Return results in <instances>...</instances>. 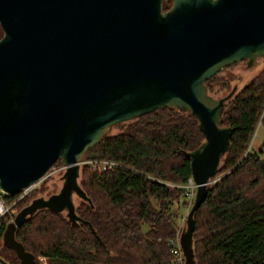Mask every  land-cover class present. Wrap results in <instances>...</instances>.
Segmentation results:
<instances>
[{
  "label": "water",
  "instance_id": "1",
  "mask_svg": "<svg viewBox=\"0 0 264 264\" xmlns=\"http://www.w3.org/2000/svg\"><path fill=\"white\" fill-rule=\"evenodd\" d=\"M162 1L0 0V188L19 194L66 166L59 191L33 198L3 231L21 264L35 256L16 230L39 210L93 228L76 212L74 196L92 203L79 160L110 126L164 107L188 111L205 137L182 150L197 190L180 241L196 264L194 214L234 132L221 115L236 86L215 97L206 80L264 57V0H171L166 11Z\"/></svg>",
  "mask_w": 264,
  "mask_h": 264
},
{
  "label": "trees",
  "instance_id": "2",
  "mask_svg": "<svg viewBox=\"0 0 264 264\" xmlns=\"http://www.w3.org/2000/svg\"><path fill=\"white\" fill-rule=\"evenodd\" d=\"M217 74L206 80L212 95ZM121 124L120 132L106 133L82 156L120 162L104 172L81 166L80 183L92 203L80 199L76 212L93 228L72 224L65 213L50 209L17 228L16 239L36 260L43 254L49 264H174L167 240L176 234L181 209L192 205L179 186L192 176L191 159L182 150L195 149L205 137L198 120L176 107ZM221 125L234 132L194 214L196 264H264L262 146L244 155L257 127L264 126V68L228 100ZM18 196L8 194L6 200ZM30 196L18 201L17 209ZM7 223L0 221V241Z\"/></svg>",
  "mask_w": 264,
  "mask_h": 264
},
{
  "label": "rangeland",
  "instance_id": "3",
  "mask_svg": "<svg viewBox=\"0 0 264 264\" xmlns=\"http://www.w3.org/2000/svg\"><path fill=\"white\" fill-rule=\"evenodd\" d=\"M171 5H172L171 3H165L164 7L169 8ZM263 68H264V57H260L257 63L252 66H249L247 65V62L242 61L223 68L217 74L218 82L215 83L216 85H215L214 96L222 97L228 94L229 91H231V89L234 86H236V92H238L253 76L258 74ZM121 123L110 126L107 133L115 134L117 132H120L124 126V124ZM263 144H264V126H258L252 138V147L254 149H258ZM247 153L248 152L246 149L244 155H246ZM62 165L63 164L55 165L56 166L55 172L51 174L48 178L38 183V185L34 188L35 190H32L33 191V192L31 191L32 193L30 192L31 196L29 202L35 197L38 196L47 197L50 194L59 191L63 183L62 176L65 172V168ZM80 181H81V176H80ZM74 200L77 206L80 199L77 196H74ZM21 208L17 209V205H16L14 208L15 213H17ZM188 212L189 210L187 209V205L186 207L184 206L181 209V214L183 215V217L182 219H180L178 227L181 226L182 230L183 227L185 226V220ZM37 262H39L40 264H49L48 257L43 254H40L37 260L35 259V263Z\"/></svg>",
  "mask_w": 264,
  "mask_h": 264
},
{
  "label": "built area",
  "instance_id": "4",
  "mask_svg": "<svg viewBox=\"0 0 264 264\" xmlns=\"http://www.w3.org/2000/svg\"><path fill=\"white\" fill-rule=\"evenodd\" d=\"M252 140L250 141L247 152L251 151L252 149ZM261 157H264V144L262 145V151H261ZM80 167L83 165H87L90 169L98 171V172H104L107 170H111L115 168L116 166L120 165V162L112 159H104V158H81L79 160ZM65 169L66 166L62 165ZM55 165H53L45 174L44 176L35 184L30 185L27 188H24L20 193L18 198L13 202H7L6 196L8 195L7 192H5L2 188H0V221H7L10 222L14 219L15 213V206L18 201L26 197L37 185L40 181L48 178L51 174L55 172ZM179 186L184 188L186 197L189 201V203H193L195 196H196V190H197V183L195 182L194 178L191 176L185 183L180 184ZM182 232V227L179 226L177 228L176 234L170 238H168L167 243L169 245L170 251L173 255V262L174 264H185V255L182 250L180 236ZM37 264H40L37 262Z\"/></svg>",
  "mask_w": 264,
  "mask_h": 264
},
{
  "label": "flooded vegetation",
  "instance_id": "5",
  "mask_svg": "<svg viewBox=\"0 0 264 264\" xmlns=\"http://www.w3.org/2000/svg\"><path fill=\"white\" fill-rule=\"evenodd\" d=\"M167 3V0H163L162 1V5H163V10L166 11L167 9H165L164 4ZM172 4V1L170 0V2ZM169 9V8H168ZM242 62V61H241ZM246 62V61H244ZM0 256L6 260L8 262V264H21L20 259L17 257L15 251L12 248H9L7 246H5L2 242V239L0 241ZM0 264H4L0 261ZM37 264V263H35Z\"/></svg>",
  "mask_w": 264,
  "mask_h": 264
}]
</instances>
